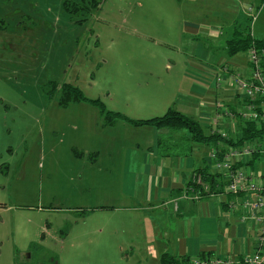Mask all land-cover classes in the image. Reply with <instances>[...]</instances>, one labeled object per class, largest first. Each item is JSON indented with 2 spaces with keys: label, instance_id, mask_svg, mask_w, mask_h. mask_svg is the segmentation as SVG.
Here are the masks:
<instances>
[{
  "label": "rangeland",
  "instance_id": "1",
  "mask_svg": "<svg viewBox=\"0 0 264 264\" xmlns=\"http://www.w3.org/2000/svg\"><path fill=\"white\" fill-rule=\"evenodd\" d=\"M66 1L90 0H0L6 22L0 32V264H135L128 211L107 208L120 204L99 200L105 193L99 186L112 163L123 164L121 155H107L110 149H137L150 131L104 128L99 109L89 104L63 109L60 92L51 97L52 84L78 86L130 118L160 116L152 100L173 93L183 69L173 46L184 34L182 22H234L264 42V0H102L87 17L71 15ZM233 57L247 59L246 53ZM167 135L162 140L171 142ZM74 148L99 158L77 159ZM256 169L264 170V160ZM99 206L107 210L91 211ZM233 212L243 216L240 205Z\"/></svg>",
  "mask_w": 264,
  "mask_h": 264
},
{
  "label": "crops",
  "instance_id": "2",
  "mask_svg": "<svg viewBox=\"0 0 264 264\" xmlns=\"http://www.w3.org/2000/svg\"><path fill=\"white\" fill-rule=\"evenodd\" d=\"M101 8L100 5L98 9ZM226 13H231V10L226 9ZM182 24L184 34L173 45L178 48L177 54L183 56L180 62L179 57L177 58L183 69L175 76V91L152 101L159 106L162 115L173 108L196 118L202 126L210 127L209 121L218 112L217 101H222L232 111H236L243 104L241 98L229 90L227 85L219 88L215 77L225 65L235 73L248 76L250 65L247 54L243 63L242 60H235V56H230L227 49V42L239 34L241 26L234 22L213 26L188 19ZM253 35L255 36L254 31ZM189 38L193 42H189ZM194 77H198V81L191 83L185 80ZM241 123L240 119L231 122L226 118L221 120L217 129L230 135H238L242 128ZM122 124L130 125L120 121L113 127H103L127 129ZM143 127L150 131L149 136L142 134L147 143L144 141L134 150L110 149L108 152L107 155L111 158H114V153L121 155L124 158L123 164L115 167L112 163L103 172L107 183L99 187L105 193L98 195L99 200L120 204L107 207L112 211H128L124 223L131 238L128 246H132L133 253L139 260L135 264H161V258L165 254L177 259L211 258L205 261L209 263L218 258L233 257V264H243V257L256 251L257 227L251 221L241 222L242 214L231 213L229 204L233 200L241 202L244 196L209 193L202 197L200 193V198L195 199L191 192V188L204 181L200 174L204 171L219 176L216 178V186L222 183L221 174L212 167L209 159L211 150L204 152L205 145L191 142L190 135L185 131L175 132L177 134L171 137L172 132L169 129ZM210 130L211 127L206 132ZM166 135L171 142L162 140ZM143 145H146V151ZM73 154L79 159L80 153L75 148ZM90 157L91 154L88 157L84 155L83 158L89 160ZM95 158H99L98 153L94 154L92 163H95ZM117 176L119 181L115 184ZM198 190L201 192L200 188ZM105 210L107 209L103 206L91 209L96 213H104L97 211Z\"/></svg>",
  "mask_w": 264,
  "mask_h": 264
},
{
  "label": "built area",
  "instance_id": "3",
  "mask_svg": "<svg viewBox=\"0 0 264 264\" xmlns=\"http://www.w3.org/2000/svg\"><path fill=\"white\" fill-rule=\"evenodd\" d=\"M253 18V20H255ZM264 51L253 47L249 50V74L243 76L222 66L216 75L217 86H228L237 96L246 103L236 111H231L223 106L221 102L216 104L218 112L212 119L215 120L212 134H218L223 139L229 136L225 131L217 129L221 120L240 119L243 123L253 122L264 127V71L262 60ZM255 155H264V136L256 141H247L237 147H225L219 143L210 151L209 159L212 167L221 174L222 185H217V190L224 189V194L232 197L244 196L241 202L233 200L229 204L232 210L237 209L243 212L241 222L251 221L257 227L255 237L256 251L252 255L243 257V264H264V170L254 169L249 163ZM264 160V158L262 159ZM200 181V180H198ZM208 186V187H207ZM203 187L205 192L212 193L210 186L201 182L198 187L191 188L195 199L200 198L198 188ZM233 257L215 259L212 262H203L199 259L193 264H233Z\"/></svg>",
  "mask_w": 264,
  "mask_h": 264
},
{
  "label": "trees",
  "instance_id": "4",
  "mask_svg": "<svg viewBox=\"0 0 264 264\" xmlns=\"http://www.w3.org/2000/svg\"><path fill=\"white\" fill-rule=\"evenodd\" d=\"M101 3L102 0H90L89 2L83 1L81 3L66 1L64 3V8L71 15H77L81 13V15L87 17L91 14L92 11L98 9ZM251 21V24H253L254 20L251 19ZM250 27L252 26L250 25ZM5 30L6 22L0 16V32H3ZM252 31L253 29L251 30V32ZM251 32H249L250 34L245 35L242 31H239V34H237L234 39L227 42L228 54L230 56H236L241 53H246L248 57V64L249 50L251 48L256 47L258 50L264 51V42L254 37L253 32ZM51 88V97L55 94L56 91L60 92L58 104L63 109H67L70 105L78 103H85L98 108L103 119L104 127H113L118 122L123 121L134 127L153 126L157 129L185 131L187 134L190 135L191 142H194L195 144L214 147H218L219 143H223L225 147H237L247 141L259 140L264 136V127L261 128L258 123L248 122L242 126L240 134L237 135L235 138L230 137L228 139H223L218 134L207 133L204 126H202L200 121H198L196 118L185 115L173 108H170L164 115L159 117L136 120L126 116L121 112L109 110L107 105L101 99L88 98L78 86L72 85L71 83H63L60 85L56 82H53ZM242 102V106L245 105L246 102L244 100H242ZM79 156L83 158V154H80ZM263 158L264 155H255L252 157L251 162L249 164L254 169H256L257 164ZM91 159L92 158L90 157L89 160ZM200 174L204 178L203 182L210 186L212 193H224V189L217 190L215 182L216 178H218L219 176L213 175L206 171ZM200 190L202 197H206L209 195V192L203 193V187H201ZM209 259L211 258L199 257V260L203 262L208 261ZM161 264H193V260L191 258L177 259L169 254H165L161 258Z\"/></svg>",
  "mask_w": 264,
  "mask_h": 264
}]
</instances>
